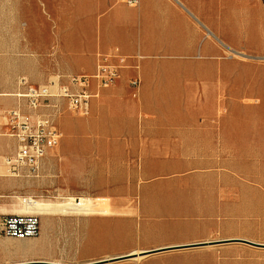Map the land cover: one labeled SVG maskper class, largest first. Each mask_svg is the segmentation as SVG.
Instances as JSON below:
<instances>
[{"label": "rangeland", "instance_id": "rangeland-1", "mask_svg": "<svg viewBox=\"0 0 264 264\" xmlns=\"http://www.w3.org/2000/svg\"><path fill=\"white\" fill-rule=\"evenodd\" d=\"M96 4L97 0H0V95L18 93L22 79L45 86L63 74L51 70L46 78L48 70L33 68L35 53L56 51L65 38L84 34L83 24L95 15ZM241 34L233 38L238 55L219 53L208 60L214 66L194 70L195 76L200 72L208 80L195 79L183 87L177 114L182 110L185 116L184 148L162 150L163 157L148 164L153 172L146 177L141 176L143 164L131 165L137 174L128 183L131 197L105 196L107 182L97 170L90 173L87 189H78L79 195L53 191L34 197L73 204L84 198L112 215L46 217L61 224L50 232L54 245L44 244L42 231L38 238L15 240L16 249H37L21 264L46 262L48 256L56 263L88 264L132 251L211 241L264 245V0H248ZM86 119L63 108L60 122L69 120L79 127ZM60 128L65 138L61 124ZM110 171L119 177L118 166L107 165ZM40 218L42 226L45 217ZM114 264H264V248L233 243Z\"/></svg>", "mask_w": 264, "mask_h": 264}, {"label": "crops", "instance_id": "crops-1", "mask_svg": "<svg viewBox=\"0 0 264 264\" xmlns=\"http://www.w3.org/2000/svg\"><path fill=\"white\" fill-rule=\"evenodd\" d=\"M127 2L97 0L95 15L83 24L84 34L65 38L56 51L35 53L33 68L48 70L46 78L57 69L63 71L62 77L93 75L98 56L116 51L128 59L122 78L100 91L79 127L69 120L60 122L61 116L56 120L65 138L63 134L60 145L45 158L40 179L5 176L4 160L15 154L16 144L3 136L1 115L19 103L12 95H0V225L5 217L21 214L20 200L28 196L33 199L53 191L61 196L81 194L96 170L107 182L105 196L131 197L126 193L128 183L137 176L131 165L143 164L141 176L146 177L153 172L148 164L163 157L162 150L184 148L185 116L182 110L177 114L183 87L195 79L208 80L200 72L195 76L194 70L214 66L208 60L219 53H238L233 38L242 35V21L248 19V0H139L138 6ZM135 77L141 81L138 90L130 86ZM90 90L97 91L95 84ZM58 103L65 110V102ZM109 164L119 167V177L107 172ZM44 219L43 240L51 247L55 238L50 232L61 224ZM15 240L0 233V264H21L25 255L15 248ZM45 261L52 262L50 256Z\"/></svg>", "mask_w": 264, "mask_h": 264}, {"label": "built area", "instance_id": "built-area-1", "mask_svg": "<svg viewBox=\"0 0 264 264\" xmlns=\"http://www.w3.org/2000/svg\"><path fill=\"white\" fill-rule=\"evenodd\" d=\"M127 3L138 6L139 0H128ZM127 68V57L116 51L98 56L93 75L58 76L45 86H33L22 79L18 93L13 95L19 106L1 115L5 129L3 136L13 139L16 144L15 154L4 160L5 176L40 179L45 158L63 140V133L56 123L63 114L58 101L65 102L66 113L87 117L93 100L100 97V91L115 86ZM92 84L97 91L90 90ZM140 84L138 77L130 81L134 90H138ZM26 202L24 199V204ZM0 226V233L6 238L30 240L41 235V218L36 213L7 216Z\"/></svg>", "mask_w": 264, "mask_h": 264}, {"label": "bare ground", "instance_id": "bare-ground-1", "mask_svg": "<svg viewBox=\"0 0 264 264\" xmlns=\"http://www.w3.org/2000/svg\"><path fill=\"white\" fill-rule=\"evenodd\" d=\"M235 53V52H234ZM239 53H237L238 55ZM22 205V211L21 214H31L36 213L43 217H50L53 214L56 213H66V214H78V215H84V216H90V215H104L109 216L111 215V212L108 208L101 209V207L95 203H92L91 200L88 199H81V203L78 202L77 204L73 203H52V202H45L40 200H33L31 198L27 199V202L24 204V200H20ZM95 202H99V200H96ZM102 202V201H101ZM98 203V204H99ZM101 205V204H100ZM20 252L24 253V255L33 254L36 253V248L31 249H25L20 248ZM145 251H133L132 255H137V258H134L133 260H142L145 257H142L141 254Z\"/></svg>", "mask_w": 264, "mask_h": 264}, {"label": "water", "instance_id": "water-1", "mask_svg": "<svg viewBox=\"0 0 264 264\" xmlns=\"http://www.w3.org/2000/svg\"><path fill=\"white\" fill-rule=\"evenodd\" d=\"M233 243H244L249 246L257 247V248H264V245L256 244L249 241L244 240H226V241H211V242H202V243H195L190 245H182V246H174V247H165V248H159L151 251H145L141 254L142 257H150L158 254L163 253H169V252H175V251H184V250H192V249H201V248H207V247H215V246H221L226 244H233ZM134 258H137V255H125L105 260H100L88 264H114L124 261L133 260ZM22 264H61V263H55V262H32V263H22Z\"/></svg>", "mask_w": 264, "mask_h": 264}]
</instances>
